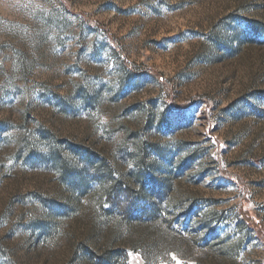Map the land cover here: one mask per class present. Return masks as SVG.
<instances>
[{
  "label": "rangeland",
  "instance_id": "obj_1",
  "mask_svg": "<svg viewBox=\"0 0 264 264\" xmlns=\"http://www.w3.org/2000/svg\"><path fill=\"white\" fill-rule=\"evenodd\" d=\"M112 250L264 264V0H0V264Z\"/></svg>",
  "mask_w": 264,
  "mask_h": 264
},
{
  "label": "trees",
  "instance_id": "obj_2",
  "mask_svg": "<svg viewBox=\"0 0 264 264\" xmlns=\"http://www.w3.org/2000/svg\"><path fill=\"white\" fill-rule=\"evenodd\" d=\"M142 215H144L145 220L144 219L142 220L140 218L139 226H141V227L147 226V224H149L148 220H147L148 217H149L148 219L150 220L149 222L156 223L155 224L156 226L161 225V223H162V219H161V215H160V205L156 202L152 203V205L149 209H144ZM123 260H124L123 253H121L120 251H113L112 250V253L109 252L106 255V259L103 262L105 264H123Z\"/></svg>",
  "mask_w": 264,
  "mask_h": 264
}]
</instances>
